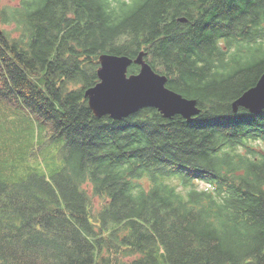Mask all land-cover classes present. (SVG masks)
Returning <instances> with one entry per match:
<instances>
[{
    "label": "trees",
    "instance_id": "trees-1",
    "mask_svg": "<svg viewBox=\"0 0 264 264\" xmlns=\"http://www.w3.org/2000/svg\"><path fill=\"white\" fill-rule=\"evenodd\" d=\"M140 52L193 122L93 115L98 57ZM263 73L264 0H0V100L66 138L0 181V264H264V112L231 109Z\"/></svg>",
    "mask_w": 264,
    "mask_h": 264
},
{
    "label": "water",
    "instance_id": "water-1",
    "mask_svg": "<svg viewBox=\"0 0 264 264\" xmlns=\"http://www.w3.org/2000/svg\"><path fill=\"white\" fill-rule=\"evenodd\" d=\"M184 23L186 20H179ZM140 52L135 59L102 54L98 57V83L85 91L88 107L97 119L109 117L120 122L143 109H155L164 119L180 116L187 123L200 114L197 101L187 99L166 87L167 78L157 74ZM138 66L128 76V68ZM237 113L244 109L253 115L264 111V73L257 83L231 103Z\"/></svg>",
    "mask_w": 264,
    "mask_h": 264
},
{
    "label": "rangeland",
    "instance_id": "rangeland-1",
    "mask_svg": "<svg viewBox=\"0 0 264 264\" xmlns=\"http://www.w3.org/2000/svg\"><path fill=\"white\" fill-rule=\"evenodd\" d=\"M35 81H41L40 75L31 77V82ZM65 144L66 138L55 136L51 124L15 101L0 100L1 182L11 186L25 182L33 174L55 176L65 167ZM203 187L200 185V189Z\"/></svg>",
    "mask_w": 264,
    "mask_h": 264
},
{
    "label": "bare ground",
    "instance_id": "bare-ground-1",
    "mask_svg": "<svg viewBox=\"0 0 264 264\" xmlns=\"http://www.w3.org/2000/svg\"><path fill=\"white\" fill-rule=\"evenodd\" d=\"M94 87V86H93ZM92 88V87H91Z\"/></svg>",
    "mask_w": 264,
    "mask_h": 264
}]
</instances>
